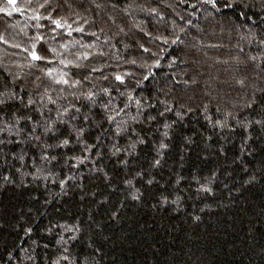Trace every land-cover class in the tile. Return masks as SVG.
<instances>
[{"label":"trees","instance_id":"trees-1","mask_svg":"<svg viewBox=\"0 0 264 264\" xmlns=\"http://www.w3.org/2000/svg\"><path fill=\"white\" fill-rule=\"evenodd\" d=\"M0 264H264V0H0Z\"/></svg>","mask_w":264,"mask_h":264},{"label":"snow or ice","instance_id":"snow-or-ice-1","mask_svg":"<svg viewBox=\"0 0 264 264\" xmlns=\"http://www.w3.org/2000/svg\"><path fill=\"white\" fill-rule=\"evenodd\" d=\"M15 0H9V3H14ZM33 58L36 59L37 57L35 56V54H33ZM117 79H120V77H117Z\"/></svg>","mask_w":264,"mask_h":264}]
</instances>
